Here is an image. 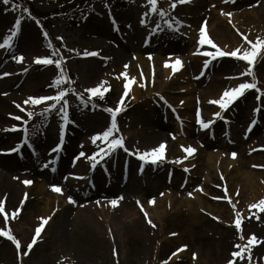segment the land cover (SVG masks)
Returning a JSON list of instances; mask_svg holds the SVG:
<instances>
[{"label":"rangeland","instance_id":"obj_1","mask_svg":"<svg viewBox=\"0 0 264 264\" xmlns=\"http://www.w3.org/2000/svg\"><path fill=\"white\" fill-rule=\"evenodd\" d=\"M26 1L41 13H46L47 11L48 13H53L56 11L55 9L61 6V4H58L61 0ZM129 1L131 5L127 9L116 10L110 0H96L83 23L79 27L72 29L68 28L66 21L61 16L56 17L53 15L51 20L48 21L47 30L44 31L33 15H23L20 17L18 28L15 29L17 35L12 39V46L0 48V130L4 131V136L0 132V149L7 153L3 157L10 163L9 176L22 188L21 200L24 201L23 204L28 201V189L41 183L43 189L53 195L49 198L57 200L58 205L51 217L47 219L43 231L41 230L30 250L27 245L32 241L36 227L41 223V220L38 219V215L41 214L38 208L35 205H31L27 210H22L21 206L17 207V205H14L10 210L4 207L6 212L0 213V230L7 231L14 236L20 242L21 247L18 251L11 240L5 236H0L1 252H3L0 255V264H103V258L99 255L93 256L83 263L71 262L72 259L67 255L59 256V251H57L58 235H56L54 224L57 220L58 212L68 203L77 205L81 201H84L83 205L88 204L94 207L95 205L93 204L97 203V199L92 195L76 203V199L72 197L75 203H71L68 200V197H70L68 194H63L62 192L63 197L58 195V193L55 194L56 192L52 190L51 186L58 187V184H61L60 186L63 188V185L73 183L80 188L89 180H92L93 184L96 185L98 183L97 176L93 175L90 165L109 156L116 149H120V154L128 156L129 159L135 162L134 168L127 170V161L124 157L122 158L120 167L122 169V166H125L123 170L125 174L123 179L119 176V186L122 188L130 182L134 187L129 192H126L127 195L125 196L117 194L120 190L107 194V197H99L98 199L101 201L106 198L110 201L115 199L120 204L123 203V199L126 197L131 199L133 201L131 206L124 208V210L128 211L125 219L130 220L139 216L145 226L149 228L150 239L136 258L127 257L124 251L121 253L119 248L116 247H112L110 250V246H108L106 254L113 264H168L171 260L169 257H172V253L176 252L177 249L181 250L177 251L175 262L182 264H227L229 260H232L233 264H264L262 257L264 255V246L253 250L252 247H256L258 244L257 237L254 233L244 228L242 225L243 219L240 221L239 228L241 243L248 245V240L252 236L255 237V240L249 245L252 249L245 256L233 257V252H240V247H235L239 245V238L238 229L235 226L236 219L233 216L234 207L229 197H226L225 189L221 188L222 184L218 183H213L214 186L208 187L209 197L201 194L202 199L210 203L208 210L199 208L202 216L206 219L205 227H186L187 234L182 244L179 245V243L175 242L173 247L167 248L163 253L161 249L162 241L158 238V220L151 214H147V218L155 225V227H152L147 222L141 207L145 199L155 198L162 189L173 192L181 191L178 182L186 181V178L183 180L182 177L184 171L188 172V161L186 159L194 156V154L189 155L185 149L188 146L194 147L198 140L193 134L187 135V140L192 141L194 145H188L183 148L177 159V163L179 162L177 166L179 167L178 173L180 175L174 181L173 179L170 181L169 176H172L174 171L171 169L173 164L168 163L169 152L174 149L172 142H177L178 139L182 141V135L179 133L177 135L174 134H176L175 131L181 130L179 124L183 119L182 117L181 119L175 118L171 113L163 114L162 116L159 114L158 121L164 122V125L167 126L166 129H162L163 133L167 134L168 132L169 136L171 135V137H166L167 139L164 142L166 149L162 157L165 158L155 165H146L142 168L141 160L138 156L143 153L137 150V147L141 146V140L138 123L135 120L136 106L141 104L146 107L145 104L148 102L158 110H163L159 106L160 98L156 95L148 98L149 95L144 91L138 99L134 98L132 93L130 94L128 90L125 91V86L122 83L124 80L122 78L126 76V71L119 72L110 63L105 64L113 58L114 50L120 48L123 50L128 49L126 56L131 62L136 61L139 58L137 57L138 55L144 56L142 58H153L156 56L160 57V59L174 54L180 55L181 52L169 50L168 48H173V46L166 41H162L159 44L156 42L154 47H150L146 51H144V48L138 50L137 48L142 47L143 39L151 35V33H156L158 37L172 34L175 36L176 43L180 38L185 42H193L195 45V41L199 37L198 29L201 25H207L214 14H217L223 20L218 30H224L225 24L232 29L235 34V40H239L237 43L235 40L232 42L231 39V43H234L232 49H240L242 54V50L251 48L247 41L256 42V37L251 35V33L254 34L256 30L261 35L264 33V0H236L234 3H230V0H224L225 2H221L222 0H212L213 2L204 0L205 2L200 4V12L203 15L196 20L193 19L195 10L184 11L183 7L185 5L181 3H177L175 8H172L170 6L172 0H157V6L159 4L157 11H149L151 5L148 4L147 0ZM212 9L215 10V13ZM160 10H163L166 15L161 16ZM192 10L193 12H191ZM243 10L250 12L247 16H242ZM227 13H231V15L229 16ZM73 14H76L75 10ZM142 17L145 19L144 24L140 23ZM257 17H260V20ZM16 19L10 3L5 5L3 0H0V43L3 42L6 35L11 34ZM165 21L170 22L172 27H169ZM250 22H253L251 26L248 25ZM241 23H243V27ZM135 26H138L140 30L134 37L133 30ZM207 30H209V27H207ZM45 34H47V37ZM129 35L134 37L130 40L131 43L129 45L124 43V45L128 46L126 48L121 47L123 44V41L121 44V39L123 37L128 39ZM106 37H108V40L103 39ZM245 37H247V40H245ZM47 39H49L52 46H56L59 49L57 53L54 54L45 47L43 42ZM212 39L216 42L222 40L230 44V37L226 34H212ZM160 48H164V50L160 51ZM85 52H96L98 55H85ZM14 56H22L23 59L17 62L13 59ZM37 58L61 59V69L64 74L61 83L51 86L54 78L60 74L61 69H58L54 63L50 65L36 63ZM223 60L231 61L226 63ZM155 63L150 64L153 74L156 71ZM224 65H229V67L219 70ZM247 67L246 61L233 57H230V59L224 58L210 67L207 72L208 76L200 80L197 83V87L199 89L204 88L211 84L209 82L213 78L217 79L213 81L215 85L222 89H231L242 82H252V77L239 75ZM149 68V65H146L144 73H148ZM99 69H102L101 75L97 74ZM190 71L191 73L194 72V70ZM252 71L256 74L258 81L263 82L264 59L261 60L260 67L256 66ZM4 73H8V75H3ZM70 74L75 76V82H72L68 77ZM153 81L156 80L154 79ZM98 85L100 86L98 94H90L86 91V89L97 87ZM64 89H71V91L66 93V96L57 103L54 109L44 111L53 101H43L36 105L23 103L29 97L54 96L58 91ZM122 96L123 100H121ZM247 98L248 104L242 105V112H239L240 107H238V104H233L229 109L228 115L222 117L221 120L215 118L216 131L211 133L206 131L203 134L205 138L210 135L209 139L212 140V143L208 147L213 151L217 149L216 143L218 141H224V144L229 141L234 142V147L230 149L232 152L237 151L239 146L258 144L257 147L249 150V153L257 163H263L264 148L262 150L258 148L264 147V102L262 101L261 104L263 113H261L259 126L247 136L244 134V129L252 118L250 111L256 106V103L249 101V99L253 100L255 98V91L252 90L251 94L246 97V101ZM99 99L102 100L103 105L94 103L90 108H87V103L83 102L84 100L94 102ZM65 100L67 101V119H64L65 113L60 111ZM16 105H20V107L18 108ZM117 106L122 110L116 113L114 117L111 111H105V109L115 110ZM215 108L218 109L217 107ZM193 112L197 114V109H191L190 113ZM29 113H32V115L29 116ZM15 117H21V119L17 120ZM113 119L117 127L113 130L108 141L98 139L93 143L91 137L97 133H102L110 127ZM192 121L189 124L190 127L194 128V130H200V125L196 121V123ZM224 124L230 125L229 130L232 134L224 135ZM61 125H63V131H61ZM13 126L16 127L15 131L11 130ZM172 135L174 136L173 139ZM117 137L125 142L123 147H117L108 155H103L100 149L107 150L108 142ZM242 138H244L243 141H241ZM57 144L60 145L59 150H55ZM17 146H19L18 151H9L17 148ZM199 146L201 148V145ZM194 149L195 151L197 150L196 148ZM81 152L84 153L83 156L79 155ZM76 157L79 158L74 159ZM42 164H46L48 167L44 166L43 168ZM72 167L78 169L69 171V168ZM257 167L258 170L264 171V165L259 164ZM78 175H80V178H73ZM61 179L62 181H60ZM195 179L194 184L196 186L204 185V177L200 176ZM24 181H32V183L25 184ZM195 188V186H192L186 189L184 194L200 206L201 203L196 198ZM237 193L235 194L237 195ZM262 197L264 198L263 194ZM237 198L240 197L238 196ZM233 200L239 205L238 211L243 214L244 218L248 219L254 212L249 207L252 203H244L242 197L240 200ZM39 205V208H41L42 204ZM18 208L20 211L13 215ZM134 208H136L138 214L130 216L129 214L132 213ZM54 214H57L56 217ZM5 215L7 216V222L5 221ZM48 222L50 226H48ZM225 228H232L235 237L231 248L228 249V254L221 259H216L217 257H215L210 248L211 246L214 248L216 232ZM103 232L108 239L113 235L112 230L108 228L107 230L104 228ZM173 233L175 235L168 236V238L175 237L177 231L171 234ZM199 234L207 237L208 242L212 243V245H208V243L200 245ZM206 247L210 250L207 251ZM24 252H28V254L24 255Z\"/></svg>","mask_w":264,"mask_h":264},{"label":"bare ground","instance_id":"obj_2","mask_svg":"<svg viewBox=\"0 0 264 264\" xmlns=\"http://www.w3.org/2000/svg\"><path fill=\"white\" fill-rule=\"evenodd\" d=\"M202 2L205 1L192 0L189 4L185 5L183 9L184 11L190 9L195 10L193 19L196 20L203 15L200 12V4ZM193 10L191 12H193ZM212 11L215 13V10ZM249 12L250 11L243 10L241 15L247 16ZM257 19L260 20V17H257ZM222 21L223 20L220 16L214 14L208 23L209 31L211 35L226 34L230 37V44L222 40H218L217 42L220 47H226V50L231 52L234 44L231 43V39L232 42H234L235 34L227 24L224 25V30H218ZM251 23L253 22H250L248 25L251 26ZM241 24L243 27V23ZM139 30L140 28L138 26L134 27V37ZM256 31H254V34L251 33V35H254L256 40L258 37L264 39V33L261 35L258 31ZM133 36L129 35L128 39L123 38V44L121 41V47H128L127 45H124V43L129 45L131 43L130 40L134 38ZM103 39L108 40V37ZM162 41H166L168 44L173 46V48H168L169 50L181 52V55H173L163 59L156 56H154L153 59L151 57L142 58L139 56L136 61L131 62V60L126 56V51L128 49L123 50L120 48L114 50L113 58L110 59L109 62L105 63L106 65L110 63V65L114 66L119 72L126 71V76L122 78L124 79L122 83L124 86L125 84L128 85L127 90L130 94L132 93L134 98L138 99L144 91L149 95L148 98L153 95L163 97V99L167 102V107L169 109H173L172 107L179 109V114L185 120L186 125L182 127L180 132L175 131V135H177V133L182 135V141L178 139L177 142L171 143L173 144L174 149H171L169 152L170 157L168 163L173 164L171 169H173L174 172L170 181L171 179L174 181L178 175H180L178 173L179 167L177 166L179 162L177 163V159L183 151V148L188 145H194L192 141L190 142L187 140V135L193 134L198 140L195 146L192 147L197 149L194 153H192L194 156L186 159V161H188V172L184 171L182 175L183 180L186 178V181H177L181 191L179 190L173 192L162 189L161 192H158L155 198H149L143 201V212L151 214L158 220V238L162 241L161 249L164 253L167 248L173 247L175 242L179 243V245L182 244V241H184L187 234L185 229L186 227H205L206 219L202 216L199 208L208 210L210 208V203L203 200L201 194H205L209 197L208 187L211 185L214 186L213 183L222 184L221 188L225 189L227 193L226 197H229L230 202L235 205L233 215L234 218L239 220L243 219L242 225L244 228L256 235L258 244L256 247L252 248L253 250H257L258 248L264 246V207L259 205L260 199L263 198L262 194L264 195V171L257 169L259 164L264 165V161L263 163H257L256 160L252 158L253 156H250L249 150L254 149L258 146V144H253L252 146L251 144H248L244 147L239 146V149L235 151L237 154L235 158L232 157L231 153L233 152L230 151V149L234 147L232 143L224 144V141H218L216 143V150L213 151L209 149L208 146L211 145L212 141L205 138V135L199 130L195 131L194 128L190 127V122L192 120L194 121V114L190 112L191 109L193 110L197 108L204 122L213 121V123L207 128L208 131L212 132L213 130H216L217 125L214 124L215 121L211 117L213 111L220 112V116H225L227 112H224V109L215 110L213 109V105L208 106V104H210V101L212 100H218L226 89H222L218 85H215L213 81H216V78H213V80L209 82L211 84L205 86L204 88L199 89L197 87V83L201 78H203L201 73L204 72V78H206L208 76L206 71H208L209 68L204 64V61L207 60V58L203 59L200 55H196L195 50L191 47V42H185L179 38L176 43L175 36L172 34H166L159 37L155 35L151 41L150 47L152 48L154 47V43L157 42V44H159ZM235 42L238 43L239 40L237 39ZM194 47L196 49H200L201 46L196 44ZM163 50V48H160V51ZM177 59L181 61V65L177 66L176 70H173L172 65L175 64ZM262 59H264V47H261L259 54L254 61L255 66L260 67ZM223 61L229 63L231 60ZM153 62H156V71L154 74L150 65ZM217 62L218 61L212 64ZM146 65H149L150 67L148 73H144V67L146 68ZM228 67L229 65H224L221 66L219 70L226 69ZM252 68H254V66ZM101 70L102 69L98 70V75H101ZM190 70H194V72L191 73ZM154 79L156 81H153ZM256 80L258 79L256 78ZM257 85H259V89L263 92L264 81L260 83L257 82ZM236 86H238V84ZM248 93L249 92L246 91L243 96L238 98L234 103L238 104V107H240V111L238 109L239 112L243 111L241 109L242 105L248 104V98L246 101V97L250 95V93ZM262 99L259 103H262V101L264 102V99ZM250 100L254 101L256 104L258 103L255 98L253 100L249 99V101ZM145 106L146 107L141 104H137V113L135 115V120L138 123L140 130L139 137L141 140V146L137 147V150L141 153H145L146 151L158 147L159 144L166 141V135L169 134L168 132L167 134L163 133L162 129H166L167 126L164 125V122L162 123L158 121L161 111H159L155 106L150 105L148 102ZM253 113L254 110L252 111V114L250 111L252 119L255 116ZM258 123L259 122L257 121L254 131L258 128ZM224 131L225 134H228L229 127L227 125H224ZM1 134L4 136L3 130L1 131ZM230 134H232L231 131ZM208 137L210 138V136ZM243 140L244 138L241 139V141ZM199 145H201V148H199ZM181 146H183V148ZM123 157L127 161V170L134 168L135 162L129 159L128 156L120 154L119 150H116L109 156H106L91 166L93 175L97 176L98 183L96 185L93 184L92 180L87 181L80 188L73 183H67L64 185V194H68L70 197L76 199V203L81 199H86L88 196L93 195L96 199L98 197L104 198L107 197V194L115 193L120 190L121 191L117 193L119 196L127 195L126 192H129L134 185L129 182L122 188L119 186V176L123 179L125 174L123 171L125 166L123 165L124 168L122 166V169L120 167ZM9 165L10 163L6 158L2 157L1 154L0 201L4 202V207L10 210L14 205H17V207L21 206L22 210H27L31 205H35L41 213L38 217L49 219L58 207L57 200L49 198L53 195L44 190L41 183H39L28 189V201L25 204H21L22 188L9 176ZM253 165H256V167H253ZM62 168L64 167L62 166ZM181 168H183V166H181ZM73 169L75 168L69 170L72 171ZM79 171L81 170L79 169ZM200 176L204 177V185L196 186L194 184L196 180L195 178H199ZM105 184L107 185L105 186ZM192 186L196 187V198L201 203L200 206L184 194L185 190L191 188ZM177 192L179 193L177 194ZM236 192H238L237 195L235 194ZM55 194H57V192ZM58 195L63 197V194L61 193H58ZM238 196L243 198L242 201L244 203H252L250 205H255V207L250 209L254 210V212L248 219L244 218L243 214L238 211L237 208L239 205H237V203L233 200H240V198H237ZM150 199H154L153 204H149ZM83 202L84 201H81L77 205L68 203L58 212L59 214L57 213L58 215L54 214L55 217L57 215V220L54 224L56 227L55 232H57L56 235H58L57 251H59L58 253L60 257L67 255L70 259H72L71 262L83 263L87 262L93 256L99 255L103 258V264H113L112 260L106 254L108 246H110V250L112 247H116L119 248L121 253L124 251L127 257L136 258L145 244L149 242V228L145 226L143 220H141L139 216L130 220L125 219L128 211L124 210V208H129L133 203V201L128 199V197L123 199L122 204L117 202L115 206L110 203L109 199H104L102 201L97 199L98 203H94V207H91L88 204L83 205ZM39 204H42L41 208H39ZM137 214L138 211L134 208L132 213L129 215L136 216ZM49 222L48 226H50ZM104 228L105 230H107V228L111 229L114 236L111 234L112 236L108 239L103 232ZM230 229L225 228L216 232V242H214V248L213 246L210 248L213 251V254H215V257H217L216 259H221L227 255L228 249L231 248L235 236L234 230L232 228ZM174 231H177L176 236L168 238V236H171V233ZM237 234L239 238L240 251L242 248H247V250L242 253V255L245 256L252 248L245 243H241L239 230L237 231ZM198 238L200 239V245L203 243L212 245V243L208 242V238L203 237L202 234H199ZM1 249L2 248L0 246V255L3 253L1 252ZM206 249L207 251L210 250L207 247ZM175 253L177 255L178 252L176 251ZM176 255L171 257L168 264H182L175 262L177 259Z\"/></svg>","mask_w":264,"mask_h":264},{"label":"snow or ice","instance_id":"obj_3","mask_svg":"<svg viewBox=\"0 0 264 264\" xmlns=\"http://www.w3.org/2000/svg\"><path fill=\"white\" fill-rule=\"evenodd\" d=\"M147 2H148V4L151 5V8L149 9V11H157V0H147ZM184 2H186V0H172V3H171L170 6L172 8H175V6H176L177 3H184ZM3 3L5 5H7L9 3V0H3ZM13 10H15V6H14V9ZM23 11L24 12H28V9L27 8H24ZM160 15L161 16H164V15H166V13L163 10H160ZM227 15L230 16L231 13H227ZM140 23L141 24H144L145 23V19L143 17L141 18ZM165 23H167L169 27H172V24L170 22L165 21ZM19 24H20V18H17L16 21H15V24L13 26V31L11 32L10 35H6L4 37L3 42L0 43V48H8V47H11L12 46V39H13L14 36L17 35V32H16L15 29L18 28ZM153 31H155V29H153ZM199 34H200V40H199V43L200 44H212V41L210 39H208V37L205 35V28L204 27H201L199 29ZM58 39H62V38H58ZM245 40H247V37H245ZM247 42L251 45V48L250 49H244V50H242V54H241V50L240 49L233 50L231 52H226V51H221L215 45H213V47L216 48L215 52L209 51V52L205 53L206 56L212 57V58H215V57H224V56H231L233 58L246 61L247 64H248V67H247V69H245V71L241 72L239 75L240 76L247 75V76L253 77L252 82H243V83H240L235 88L226 89L221 94V96H220V98L218 100L210 101V103L218 104L221 109H227L228 106L234 100L238 99L240 96H242L244 94L245 91L250 90V89H256V91L258 93L257 100H260L261 99V96H264V93H261L260 92V89L257 87V80H256V78L254 76L253 71H252L253 62L256 59L257 55L259 54V51H260L261 47H264V39H261V38L258 37L255 43H253L252 41H247ZM48 47L51 48L52 47L51 44H49ZM58 51H59L58 49H53V53L54 54L57 53ZM85 55L95 56V55H98V53H96V52H90V53L89 52H85ZM13 59H15L17 62H20L23 59V57L22 56H14ZM35 62L36 63H42L44 65H50V64H53L54 63L58 69H61V59L53 60L51 58H43V59L37 58ZM208 62H209L208 60H205L204 61V64L207 65ZM179 65H181V61L179 59H177L175 61V64L172 65L173 70H176L177 66H179ZM3 75H8V73H4ZM63 76H64L63 70L61 69L60 74H58L54 78L51 86H55V85L61 83V80H62ZM101 83H103V82H101ZM127 87H128V85L125 84V90H127ZM99 88H100V86L98 85L97 87L88 88V89H86V91L88 93H90V94H98L99 93ZM69 91H71V89L60 90L54 96H43V97H39V98L29 97L23 103L24 104L31 103L33 105H36V104H40L43 101H53V103L49 104L48 105V108H45V110H44V111H48L49 109H54L56 107L57 103H59L61 100H63V98L66 96V93L69 92ZM161 99H163V97H161ZM121 100H123V96L121 97ZM16 106L18 108L20 107V105H16ZM121 110L122 109L119 106H117V108L115 110L105 109V111H111L112 114H113V117L115 116L116 113L120 112ZM258 110L259 109H254V111H258ZM60 111L65 113L64 119H67V101L66 100L64 101L63 106L60 108ZM31 115H32V113H29V116H31ZM220 115H221L220 112L214 113V116H216V117H219ZM15 118L17 120H20L21 119V117H15ZM196 119H197V123L200 124L202 128H208L213 123V121H208V122L202 121L199 111H197V117H196ZM253 123H255V121H253ZM116 127H117V125L115 123V120L113 119V122L111 123V126L108 127L102 133H97V134L93 135L91 137V141L93 143H95L98 139L99 140H102V141H108L109 137L112 135L113 130H115ZM11 130L12 131H15L16 130V127L13 126V128ZM250 130H251V127H249V131ZM61 131H63V125H61ZM117 147H123L122 139H115V138H113V139H111L108 142V144H107V150L100 149V152L103 155L106 156L109 153H111L113 150H115ZM181 147L183 148V146H181ZM59 149H60V145L57 144L55 150H59ZM165 149H166V144L164 142H162L161 144H159L158 147H156L154 149H151L149 151H146L143 154H139L138 158L141 161H147L148 158L151 157V163L154 164V163L157 162V160L161 159V157H162L163 152L165 151ZM18 150H19V146H17V148L10 149L9 151H18ZM125 150L127 151V149H125ZM185 151L189 155H191L192 153L195 152V149L192 148L191 146H188L185 149ZM79 155L80 156H83L84 153L81 152ZM231 155H232L233 158H235V156L237 154L235 152H233V153H231ZM94 156H95V154H94ZM78 158L79 157H76L74 159H78ZM45 167H47V165H45ZM141 167H143V165H141ZM253 167H256V165H253ZM65 179H67V177H65ZM24 183L25 184H30V183H32V181H24ZM51 187H52V190L53 191L62 194V189L61 188H59L57 186H54V185L51 186ZM189 195H191V193H189ZM68 200L71 203H75V201L72 199V197H68ZM23 203H24V201L22 200L21 201V204H23ZM110 203L113 206H115L117 204V200L113 199V200L110 201ZM138 203H139V201H138ZM153 203H154V199H150L149 200V204H153ZM259 205L262 206V207H264V198H261L260 199ZM233 207L235 208V205H233ZM249 207L252 208V207H255V205H250ZM141 210L143 211V208L142 207H141ZM19 211H20L19 208L16 209L15 212L13 213V215H15L16 213H18ZM0 213H4V202L3 201H0ZM145 217L147 219V222L152 227H155V225L152 224V221L147 218V213H145ZM38 219L41 220V223L36 227V229H35V235H33L32 241L27 245V248L29 250L32 248L33 244L36 242L37 237L40 235L42 228L45 226V223L47 222V218H38ZM5 221L7 222V216L6 215H5ZM235 223H236L237 229L239 230V228H240V220L237 219L235 221ZM171 235H175V234L173 233ZM0 236L7 237V239L11 240L12 243L16 245L17 250L18 251L20 250V247H21L20 242L14 236H12L9 232L0 230ZM254 240H255V237L254 236L250 237L249 240H248V245H251ZM183 247H186V246H183ZM235 247H240V246L237 245ZM180 250L181 249H177V251H180ZM246 250H247V248H242L240 252H233L232 255H233V257L241 256L242 253L244 251H246ZM23 254L24 255H27L28 252H24ZM175 255H176L175 252L172 253V256H175ZM169 259H171V257H169ZM227 264H233V261L232 260H229L227 262Z\"/></svg>","mask_w":264,"mask_h":264},{"label":"trees","instance_id":"obj_4","mask_svg":"<svg viewBox=\"0 0 264 264\" xmlns=\"http://www.w3.org/2000/svg\"><path fill=\"white\" fill-rule=\"evenodd\" d=\"M12 1H14L15 2V4L17 3V0H12ZM21 1V3H23V0H20ZM65 2H73V3H75V4H77V3H80V5H79V7L82 9L83 8V6H89V4H90V1L91 0H64ZM64 2V3H65ZM17 5V4H16ZM17 7H18V5H17ZM24 8H26V7H24ZM79 8V9H80ZM67 16V15H66Z\"/></svg>","mask_w":264,"mask_h":264}]
</instances>
